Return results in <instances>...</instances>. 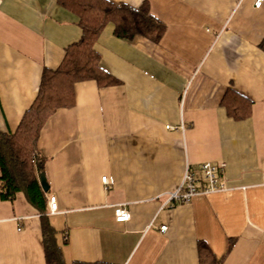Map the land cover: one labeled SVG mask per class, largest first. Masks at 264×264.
I'll return each instance as SVG.
<instances>
[{"label":"crops","instance_id":"crops-1","mask_svg":"<svg viewBox=\"0 0 264 264\" xmlns=\"http://www.w3.org/2000/svg\"><path fill=\"white\" fill-rule=\"evenodd\" d=\"M111 1H147L166 28L156 42L117 37L109 23L95 49L118 82H76L74 105L40 132L45 217L64 261L201 264L205 241L221 264H264V1ZM79 21L59 0H0V130L16 129L43 69L81 38ZM230 88L243 118L224 101ZM204 162L225 164L226 190L165 205L186 166L200 177ZM43 217L23 192L0 196V264H47Z\"/></svg>","mask_w":264,"mask_h":264},{"label":"trees","instance_id":"trees-1","mask_svg":"<svg viewBox=\"0 0 264 264\" xmlns=\"http://www.w3.org/2000/svg\"><path fill=\"white\" fill-rule=\"evenodd\" d=\"M79 17L81 38L68 46L61 63L56 68L45 67L42 72L38 93L24 112L13 131L0 130V196L13 200L23 192L28 201L42 213L43 237L47 264H68L56 240L57 230L45 217L48 208L47 191L40 182L46 158L40 153L38 139L48 118L59 108L75 103L76 82L96 80L101 86L118 82V79L100 65V55L95 44L109 24H114V34L120 38L132 39L136 35L160 41L166 25L154 16L149 3L134 7L127 3L111 0H59ZM264 49V40L261 43ZM240 96L231 88L224 101L231 104V113L245 117L248 113L236 101ZM242 112V113H241ZM201 264H221L205 241H200ZM92 264V263H72ZM103 264V263H97Z\"/></svg>","mask_w":264,"mask_h":264},{"label":"built area","instance_id":"built-area-1","mask_svg":"<svg viewBox=\"0 0 264 264\" xmlns=\"http://www.w3.org/2000/svg\"><path fill=\"white\" fill-rule=\"evenodd\" d=\"M264 0H256V6L260 7ZM201 176L186 166L181 182L174 189L166 193L165 205L172 206L176 203H189L196 195L208 194L226 190L224 183L220 181V176L224 171V163L204 162L200 165ZM102 181L107 183L108 177L103 176ZM49 209L52 213L58 210V203L55 195H50ZM114 217L118 222H126L130 219L131 214L124 206H117L114 209ZM160 230L165 232L167 226H161ZM64 238H67L65 233Z\"/></svg>","mask_w":264,"mask_h":264},{"label":"water","instance_id":"water-1","mask_svg":"<svg viewBox=\"0 0 264 264\" xmlns=\"http://www.w3.org/2000/svg\"><path fill=\"white\" fill-rule=\"evenodd\" d=\"M40 177H41V185H42L43 189H44L45 191H48V189H49V184H48V182H47V179H46L45 173H44V172H41Z\"/></svg>","mask_w":264,"mask_h":264}]
</instances>
